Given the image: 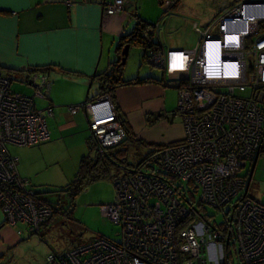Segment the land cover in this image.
Masks as SVG:
<instances>
[{"label":"built area","instance_id":"obj_1","mask_svg":"<svg viewBox=\"0 0 264 264\" xmlns=\"http://www.w3.org/2000/svg\"><path fill=\"white\" fill-rule=\"evenodd\" d=\"M124 3L109 0L103 8L111 13ZM193 24L199 33L195 45L151 46L146 54L164 75L180 77L177 107L169 114H181L183 136L153 149L137 168L113 176L115 195L102 202V212L121 225L118 239L97 234L67 249L50 250L49 260L63 264L264 262V202L248 193L255 162L264 157V0H236L205 26ZM216 42L222 43V56L210 65L203 50ZM26 82L33 87L32 94L12 90L10 78L0 73V206L7 222L24 221L28 230L37 231L53 207L19 172L17 155L7 144L47 139L46 116L53 113V102L40 107L35 100L36 95L49 94L45 71L30 70ZM68 106L71 111L86 110L91 137L100 149L125 135L107 89ZM189 180L199 189L197 201L218 207L224 220L216 222L209 214L203 216L206 220H194L199 206L181 193ZM232 245L236 258L231 257Z\"/></svg>","mask_w":264,"mask_h":264},{"label":"crops","instance_id":"obj_2","mask_svg":"<svg viewBox=\"0 0 264 264\" xmlns=\"http://www.w3.org/2000/svg\"><path fill=\"white\" fill-rule=\"evenodd\" d=\"M107 1L0 0V64L23 70V77L28 66L39 64L45 66L42 70L50 78L49 94L41 97L38 104L44 107L49 100L53 102V113L46 116L49 138L29 148L22 145L30 144H22L18 150L9 147V143H16L7 144L9 151L17 155L19 172L41 197L43 193L33 181L38 168L63 156V170L74 175L80 156L88 149L91 129L87 112L84 108L71 111L68 105L98 94L100 85L94 73L110 68L119 57L121 34L142 20L151 23L163 47L167 43L166 47H188L186 41L173 37L174 30H194V22L205 26L236 0H125L111 13L103 8ZM143 57L147 61L145 49ZM134 77L137 79L118 82L113 87L114 106L133 137L144 140L149 149L181 138V114L175 119L176 114L165 113L171 108L166 86L178 89L180 77L174 73L164 75L163 69L159 74L141 63L136 73L125 78ZM58 147L62 149L60 153ZM30 232L24 221L7 222L0 206L1 264H8Z\"/></svg>","mask_w":264,"mask_h":264},{"label":"rangeland","instance_id":"obj_3","mask_svg":"<svg viewBox=\"0 0 264 264\" xmlns=\"http://www.w3.org/2000/svg\"><path fill=\"white\" fill-rule=\"evenodd\" d=\"M193 28H195L194 24ZM181 29L182 30H178L176 32H174V30L173 37L186 41L187 46L195 45L197 43L199 33L189 28ZM168 33L169 32H167V34ZM167 44H164V47L168 46ZM128 49L125 61L123 62V68L119 76L125 78L133 75L137 72L140 63L146 68H152L158 71L159 74L161 73V66L144 60V48L142 44L132 42ZM110 68L105 69L111 71L114 66L111 65ZM99 70L101 69L99 68ZM0 73H4L11 77L10 88L12 90H19L30 94L34 92L33 87L24 81L23 70L8 68L0 65ZM95 79L99 81V85L102 79L100 80L98 76ZM106 80L107 77L105 78V81ZM166 89L168 94L166 96V100L170 103L171 108L166 110L165 113L169 114L171 110L177 107L178 89L177 87H172V85L166 86ZM40 99V96H35L37 104H40ZM262 104L264 105L263 102ZM177 114L178 113L174 116L175 119L178 118ZM20 145L22 144L13 145L9 143L11 150H18ZM31 145L32 144L22 145V147L29 148L32 147ZM33 146H36V144ZM148 149L149 147L141 143L139 140L135 138L131 139L127 146L125 161L133 167L136 166L146 154ZM32 150L37 149L34 148ZM61 150V148H57L58 153H60ZM65 161L66 158L61 156L59 159L57 158V160L50 161L49 163L45 162L34 173V184L40 188V192H42L45 196L47 195V198L51 202L54 210L45 217V221L40 229L44 238H42L38 232L28 233L27 235H31L25 239V243H23L16 253H14L8 264H63L60 261H52L47 258V254L50 251L51 246L58 250H62L92 238L97 234H103L114 239H118L120 237L119 231L121 229V225L110 219L107 215L103 214L102 202L113 200L116 186L112 176L123 173L124 168L114 163L111 164L110 169L112 170V173L106 171L99 177L86 182L78 192L70 196V194L66 191V193H61L62 191L58 193L59 190L56 189L59 187H55L58 184L66 183L73 176V172H70L69 174L68 170H63V163ZM263 164L264 157L260 155L255 162L248 189L249 194L257 197L262 202H264ZM69 165L73 166L75 164L69 163ZM34 169H36L35 166ZM187 185L193 190L196 199H198V187L188 181ZM41 189H43V191H41ZM229 205L230 203L228 202L224 207L226 208ZM204 210L209 213L208 217L210 219L215 220L216 222L224 220V214L218 207L209 203H204ZM193 216L194 220H206L198 211H195ZM232 249L233 253L231 257L236 258L233 245Z\"/></svg>","mask_w":264,"mask_h":264},{"label":"trees","instance_id":"obj_4","mask_svg":"<svg viewBox=\"0 0 264 264\" xmlns=\"http://www.w3.org/2000/svg\"><path fill=\"white\" fill-rule=\"evenodd\" d=\"M151 27H152L151 23H147V22H144L142 20H137L135 26L132 28L131 31H127V32L121 34L120 38L122 40H120L118 43V50H119L120 54L116 60L112 61V66H114V68L111 71L104 69L102 71H95V73H94V75L98 76L100 78V80L102 79L100 84H99L100 85V91L98 93L107 89L109 91L112 99H113V87L116 83L124 82V81L129 82V81H133V80L137 79V77L123 78L122 76H119L120 72L122 71L123 62H124L121 60V58H122L121 49H122L123 45L127 42L129 44L132 42L140 43L143 45V48L145 49V58H146V54L148 53L149 47H151V46H153V47L156 46V48L161 47V41H159L158 37L156 35H154L153 29H152V32H150ZM0 65L3 66L2 64H0ZM4 66L8 67V68H13L12 66H6V65H4ZM35 69L42 70V69H45V66H41L39 64H32V65L28 66L26 68L27 73L23 77L24 81H26L27 74L29 73V71L35 70ZM163 72H164V70H163ZM8 77L10 78V83H11V77L10 76H8ZM106 77H107V80L105 81ZM163 80H164V78H163ZM86 99H89V98H86ZM121 121L125 127V135L123 136V138L119 142H117L115 144L104 146L103 149H100L99 144L91 137V131H90V134L88 136V149H87V151L84 152L80 156L77 170L74 173V175L71 177V179L69 181H67L66 183L58 184L55 186V187H57V186L59 187L58 189H56V190H59L58 193H60L61 191H62L61 193L67 192L70 194V196H72L73 194L78 192L84 186V184L86 182H89L90 180L99 177L100 175L104 174L106 171H109L112 173L110 166L113 163L117 164L118 166L120 165L121 167H123L124 168L123 173L128 171V170H132L134 168H137L139 165H141L148 158L150 152L153 149H155L156 147L163 144V143H160V144L158 143V144L153 145L149 150H147L146 154L137 163L136 166L133 167V166L129 165L125 161V155L127 152V146L129 144V141L131 139H133L134 137L130 131V128L124 122V119H121ZM45 140H43V141H45ZM43 141H41V142H43ZM139 141L143 144H146L145 141L142 139H139ZM41 142H38V143H41ZM38 143H33V144H38ZM147 163H150V162H147ZM145 166L148 169H151V167H152V166H150V164H148V166L147 165H145ZM188 182L193 183L191 180H189ZM194 186H196V185L194 184ZM41 191H43V189H41ZM181 193L186 200L192 201V203L195 205V207L199 206L198 211H200V213L203 214V216H207L206 214H209L206 212V210H204V204H202L200 201H197L198 199H196L193 190L187 185V181H186V184L184 185V187H182ZM42 195H43V197H41L40 195H38V196L41 197L44 201H46L47 203H49L52 206L51 202L47 198V195L46 196L44 194H42ZM193 200L196 202H193ZM53 210H54V208H53ZM53 210H52V212H53ZM44 221L45 220L42 221L39 230L31 231V232H38L42 238H44V237H43L40 229H41ZM67 248H64V249H67ZM52 249L56 250V251H60V250L51 246L50 250H52ZM64 249H62V250H64Z\"/></svg>","mask_w":264,"mask_h":264},{"label":"clouds","instance_id":"obj_5","mask_svg":"<svg viewBox=\"0 0 264 264\" xmlns=\"http://www.w3.org/2000/svg\"><path fill=\"white\" fill-rule=\"evenodd\" d=\"M211 50V54L207 52L208 62L210 65H215L222 56V43L216 42L212 45Z\"/></svg>","mask_w":264,"mask_h":264},{"label":"water","instance_id":"obj_6","mask_svg":"<svg viewBox=\"0 0 264 264\" xmlns=\"http://www.w3.org/2000/svg\"><path fill=\"white\" fill-rule=\"evenodd\" d=\"M128 47H129V43L127 42V43H125V44L123 45V47H122V49H121V51H122V58H121V60H122V61H125L126 54H127V52H128Z\"/></svg>","mask_w":264,"mask_h":264},{"label":"bare ground","instance_id":"obj_7","mask_svg":"<svg viewBox=\"0 0 264 264\" xmlns=\"http://www.w3.org/2000/svg\"><path fill=\"white\" fill-rule=\"evenodd\" d=\"M211 47H212V45L209 46L208 48H206V49L203 50V58H204V60L206 61V63H209V62H208V55H207V52L211 54V52H212ZM147 61H148V60H147ZM149 62H150V61H149Z\"/></svg>","mask_w":264,"mask_h":264}]
</instances>
